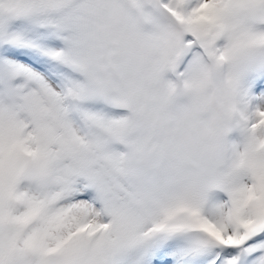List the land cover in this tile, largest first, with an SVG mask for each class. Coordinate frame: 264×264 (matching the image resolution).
I'll return each mask as SVG.
<instances>
[{"label":"snow or ice","instance_id":"6c2138e0","mask_svg":"<svg viewBox=\"0 0 264 264\" xmlns=\"http://www.w3.org/2000/svg\"><path fill=\"white\" fill-rule=\"evenodd\" d=\"M0 264H264V0H0Z\"/></svg>","mask_w":264,"mask_h":264}]
</instances>
